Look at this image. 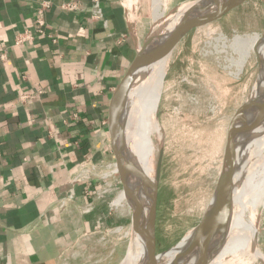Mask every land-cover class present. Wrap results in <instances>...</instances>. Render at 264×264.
Returning a JSON list of instances; mask_svg holds the SVG:
<instances>
[{"label":"crops","instance_id":"0c3cea01","mask_svg":"<svg viewBox=\"0 0 264 264\" xmlns=\"http://www.w3.org/2000/svg\"><path fill=\"white\" fill-rule=\"evenodd\" d=\"M41 1L53 37L16 45ZM67 1L0 0V264H117L124 252L105 234L114 217L88 207L95 182L77 173L111 156L108 102L145 36L142 13L137 0H103L105 25Z\"/></svg>","mask_w":264,"mask_h":264},{"label":"rangeland","instance_id":"374dc122","mask_svg":"<svg viewBox=\"0 0 264 264\" xmlns=\"http://www.w3.org/2000/svg\"><path fill=\"white\" fill-rule=\"evenodd\" d=\"M151 1L137 0L142 13L138 21L139 24L143 23L141 30L145 32L138 49L153 27ZM165 1L168 13L193 0ZM255 33H260L261 38L264 34V0H243L221 19L190 32L171 52L164 87L160 88V96L157 97L161 146L164 151L155 224L157 252L170 248L184 237L188 238L209 201L227 135L237 125L241 115L237 109L253 89L257 74V49L252 51L241 70L236 64H231V59H238L239 56L232 48V40L236 35ZM134 106L136 110V104ZM135 126L136 116L130 130V154L135 150V143L131 139ZM157 134L159 139L158 130ZM106 166V160L100 162L101 170ZM123 168L120 167L122 188L131 187L130 211L138 192L136 175L129 176ZM99 173L102 176L107 174L105 170ZM92 176L99 178L94 174ZM94 182L98 187L103 186L105 179ZM113 198L110 192L107 197L96 202L102 216L114 217L115 224H108L109 231L105 234L119 243V253L124 251L117 262L119 264L128 250L130 240ZM255 217L258 221L260 249L264 252V203L255 212ZM117 227H120V231H116ZM249 260L248 264H263L252 257Z\"/></svg>","mask_w":264,"mask_h":264},{"label":"bare ground","instance_id":"6f19581e","mask_svg":"<svg viewBox=\"0 0 264 264\" xmlns=\"http://www.w3.org/2000/svg\"><path fill=\"white\" fill-rule=\"evenodd\" d=\"M220 1L201 0L194 9V0L188 1L166 13L168 4L166 5L165 0H152L153 27L139 52H143L174 30V26H171L173 19L180 22L177 27H183L191 21L193 15L194 17L199 15L203 10L212 8ZM260 39V33L234 36L232 48L239 56L238 59L232 58L231 64H236L238 70H241L247 63L246 60L250 57L252 51L257 49ZM170 56L171 53L153 65L136 87L137 96L133 99V103L137 107L136 126L131 136L132 141L135 143V150L129 156L128 166L123 168L129 176L131 174L136 175L138 192L130 212L135 219L144 243L147 245H150L153 241L152 228L156 212L154 211L155 166L162 141L157 97L160 96V88L164 87ZM263 88L264 81L262 86L256 87V90H262ZM127 105L132 108V97ZM247 112V121L237 143L252 145L255 150L248 159H238L225 178L227 185L220 197L228 208V226L224 229L219 251L209 264H248L247 261L251 257L264 264V252L260 249L258 221L255 217V212L264 203V98H250ZM157 130L160 135L159 139ZM129 140L130 129L125 134L128 151ZM105 171L107 172V170ZM93 174L100 175L99 172ZM103 175L106 176L107 174L104 173ZM130 188V185L122 188L117 200H125L128 209L131 205L129 201ZM116 231H120V227H117ZM195 243H197V232L193 229L188 238L184 237L158 254L154 264H188L194 249L197 247ZM134 246L135 242L128 247L124 258L119 264H136L137 249Z\"/></svg>","mask_w":264,"mask_h":264},{"label":"water","instance_id":"95a60500","mask_svg":"<svg viewBox=\"0 0 264 264\" xmlns=\"http://www.w3.org/2000/svg\"><path fill=\"white\" fill-rule=\"evenodd\" d=\"M243 0H221L212 8L203 10L199 15H193L189 23L183 27H177L180 23L177 19L172 20L171 26H174L169 34L146 48L143 52H139L143 44L137 48L136 55L128 67L126 73L117 84L112 92L108 102L107 128L109 132V142L111 147V156L107 162L108 168V185L110 192L114 196L116 210L119 212V219L125 227L129 237V246L135 242L137 249L136 264H154L155 258L161 252H157V242L155 235L156 213H157V197H158V182L161 175L164 151L160 147L157 155L155 174L156 185L154 188L155 200V216L153 222V241L150 245L144 243L138 226L132 215L128 211L125 200H118V196L122 191V177L120 167H127L130 153L127 150V145L122 143L121 127L126 117V114L121 112V107L131 101L132 93L138 84L142 81L146 72L155 65L160 59L170 54L173 49L192 31L202 29L207 25L221 19ZM201 0H194L193 9L199 5ZM192 17V16H191ZM170 22V21H169ZM168 25V23H166ZM164 24V26H166ZM151 30L147 33L149 35ZM146 35V36H147ZM264 34L260 39L257 47V74L254 82V89L248 94L244 102L237 109L241 111L238 117L237 125L233 130H230L224 147V154L219 167L217 179L213 192L203 211L198 225L194 228L197 232V246L191 255L188 264H209L219 251L222 242V235L229 219L228 208L221 200V193L226 188L225 178L230 171L232 165L238 159H248L254 152V146L249 144H238L237 141L241 137L248 117V101L250 98H264V88L256 90V87L262 86L264 81ZM236 111V113H237ZM167 250V249H166Z\"/></svg>","mask_w":264,"mask_h":264},{"label":"built area","instance_id":"2783aa9c","mask_svg":"<svg viewBox=\"0 0 264 264\" xmlns=\"http://www.w3.org/2000/svg\"><path fill=\"white\" fill-rule=\"evenodd\" d=\"M50 7V2L49 1H41L39 2L37 9H36V17H35V24L36 27L33 29L27 28L22 32L17 33L14 39V43L16 45L23 44L25 42H29L31 40H34L37 36H48V37H53L52 34L48 33L46 30V20H45V12L48 10ZM61 8L65 10H69L75 13H83L85 11L90 12V16L93 20H101L104 22L105 25H107V20L105 19L104 16V3L103 0H91L90 6H88L85 2L79 1V0H70L61 5ZM5 52L0 53V58L5 57ZM108 166H106L105 169L107 170V175L106 176H96L99 177L98 179L95 178L93 173L95 172H101L100 168V163H93V162H87L84 163L81 167L78 168V173L77 176L80 179H86V180H100V179H105V182H103V186H95V192L92 194L93 195V201L90 202L88 207L93 208L95 202L98 199H101L105 197L108 193H110V189L108 187V182H107V177H108ZM89 175V176H88ZM102 223V221H101ZM103 224V223H102Z\"/></svg>","mask_w":264,"mask_h":264}]
</instances>
